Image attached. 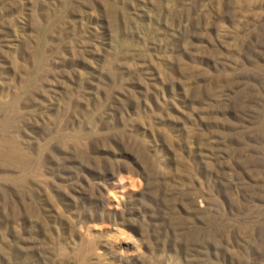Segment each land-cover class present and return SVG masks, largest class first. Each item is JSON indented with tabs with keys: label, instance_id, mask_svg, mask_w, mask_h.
Returning <instances> with one entry per match:
<instances>
[{
	"label": "rangeland",
	"instance_id": "rangeland-1",
	"mask_svg": "<svg viewBox=\"0 0 264 264\" xmlns=\"http://www.w3.org/2000/svg\"><path fill=\"white\" fill-rule=\"evenodd\" d=\"M0 264H264V0H0Z\"/></svg>",
	"mask_w": 264,
	"mask_h": 264
}]
</instances>
